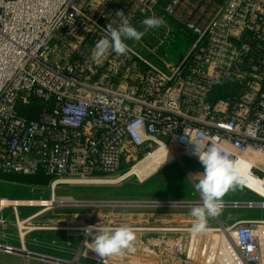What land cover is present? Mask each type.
Here are the masks:
<instances>
[{"label":"built area","instance_id":"built-area-1","mask_svg":"<svg viewBox=\"0 0 264 264\" xmlns=\"http://www.w3.org/2000/svg\"><path fill=\"white\" fill-rule=\"evenodd\" d=\"M117 11L136 27L148 16L163 17L165 34L154 44L127 41L129 54L95 60L105 26L120 22ZM166 21L190 37L176 62L151 48L173 31ZM213 143L249 165L264 186V0H0V176H43L49 190L40 210L24 219V207H8L12 219L1 217L0 228L14 227L18 246L0 244L1 253L19 256L29 236L62 233L71 261L28 251L35 259L24 264H145L167 255L166 264H204L191 258L197 244L191 226L146 211L188 209L202 200H93L58 192L122 182L158 149L201 165L195 147L203 152ZM58 209L85 213L74 222L38 220ZM224 209L264 211V197L223 202ZM214 221L204 233L218 236V246L206 252L213 260L205 264H264V219ZM92 225L131 226L135 250L102 260L84 233ZM50 246L57 252V240Z\"/></svg>","mask_w":264,"mask_h":264},{"label":"rangeland","instance_id":"rangeland-1","mask_svg":"<svg viewBox=\"0 0 264 264\" xmlns=\"http://www.w3.org/2000/svg\"><path fill=\"white\" fill-rule=\"evenodd\" d=\"M162 30L160 31V33ZM164 32V31H163ZM162 32V36H163ZM151 31L149 30L145 36L142 37V43L154 44L153 40L155 37L151 36ZM159 40H162L161 34H159ZM179 47H171V57H174L176 54H179L183 49H186L185 44H188V41L185 39L180 42ZM154 46V47H153ZM170 45H165L158 43V45H151V48L160 55L163 52L164 48L168 49ZM140 47V45H139ZM143 49V47H140ZM150 48V50H151ZM175 48H178L177 50ZM173 49V51H172ZM181 163H173L162 170L152 174L147 180H140L136 176H128L130 178L118 182L116 184H106V185H94V186H80V187H71L66 188L65 190H60L59 195H69L78 199H93V200H178V201H190L195 203H200L201 197L199 192L195 188V184L199 182L202 178V175H198V178L193 180L194 177L191 176V172L200 171L203 173V166L196 163L190 158H183L180 160ZM189 174L190 180L187 176ZM139 180H138V179ZM114 179V178H112ZM37 180H41L40 178ZM43 180V178H42ZM189 190L192 191V195L189 196ZM48 186L47 182L41 184H24V183H15L3 181L0 179V201L9 200V201H25V202H40L48 197ZM260 196H257L251 192L248 188L237 186L234 190H229L223 197V202H232V201H248V200H257ZM189 199V200H188ZM38 207V206H37ZM192 208L188 209H154L146 210L147 212L158 211L161 213L163 210L169 213H178L182 216L179 217L180 224L192 226L194 222V217L190 215ZM40 208H21L19 210V215L21 218H26L34 213H37ZM84 211L77 209H58L53 214H44L38 218L39 221L43 222H74L77 219L81 218ZM184 214V215H183ZM158 215V214H157ZM5 218L6 220L12 219V211L10 208L4 209L0 212V218ZM218 217L222 220L226 218H236V219H264V211L260 210H251L246 209H224L221 211V214ZM167 218V217H166ZM157 220V219H156ZM216 222L214 218H210L208 221V226H215ZM15 235V244L17 246L18 240L16 235V229L11 226H6V228H0V244H8V240L4 237L8 235ZM57 234V235H55ZM5 235V236H4ZM190 237L197 243L195 248V255L191 256L194 262L196 263H212V256L208 258L206 252L210 251L213 248L218 246V236L211 233H200L193 234ZM62 238V239H61ZM59 239V240H58ZM57 240L58 249L56 251H50L49 248L51 241ZM72 240V239H71ZM207 240V242H206ZM12 242V243H13ZM66 236L62 233H43L38 232L29 236L26 239V252H38V253H50L51 257L61 258L71 261L74 257L72 253H65L63 250L66 248ZM210 244V247H209ZM211 248V249H209ZM21 250V249H20ZM23 255L19 256H7L0 252V264H24ZM170 256H159L157 260L150 262V257L147 261L144 260L145 264H166L165 260L170 259ZM35 259V258H31ZM179 260V259H178ZM30 264H40L35 261H30ZM174 264H180V260L176 261Z\"/></svg>","mask_w":264,"mask_h":264},{"label":"clouds","instance_id":"clouds-1","mask_svg":"<svg viewBox=\"0 0 264 264\" xmlns=\"http://www.w3.org/2000/svg\"><path fill=\"white\" fill-rule=\"evenodd\" d=\"M116 13L120 22L116 26L111 22L105 26V36L98 40L93 48L95 60H100L109 52L117 56L129 54L132 49L127 41L139 42L149 29L159 28L165 23L163 17L148 16L140 21L144 29L141 31L130 23L123 11ZM190 143H192L191 140ZM193 155L198 157L204 169L202 178L195 184L202 203L194 206L190 211V215L195 218L190 231L200 234L207 231L210 218L221 214L225 194L237 186H244L245 177L241 173V168L250 166L244 161L232 159L227 150L216 143L203 152L198 151L196 146ZM84 233L86 236H93L90 249L102 260L120 255L125 250H135L136 233L131 226L122 225L111 228L92 225L85 228Z\"/></svg>","mask_w":264,"mask_h":264},{"label":"bare ground","instance_id":"bare-ground-1","mask_svg":"<svg viewBox=\"0 0 264 264\" xmlns=\"http://www.w3.org/2000/svg\"><path fill=\"white\" fill-rule=\"evenodd\" d=\"M189 154V152H188ZM178 152H171L167 149H158L157 151L154 152V154L141 162L139 165L135 166L125 177L128 176H136L140 180H145L149 176H151L153 173L158 171L160 168L170 165L172 162H177L179 163L181 158H178ZM249 166V165H248ZM249 167H242L241 168V173L245 177V184H249L251 188L249 190L256 194L257 196L264 197V186H262L261 180H257L256 178L252 177L249 174ZM41 200L40 202H25V201H9V200H3L0 201V209L3 208H8L11 206H21V207H41L43 206V203ZM22 232V231H21ZM212 234V233H211ZM22 239H23V234H22ZM207 242V240H206ZM220 243L222 246L220 247L221 250H225V244L223 243V239H220ZM210 247V244H209ZM213 248V247H212ZM211 249V248H210ZM212 250V249H211ZM212 252V251H211ZM29 253L26 252L25 248H22L19 251V255H23L26 261H28L31 258H34L31 256ZM212 256V254H211Z\"/></svg>","mask_w":264,"mask_h":264},{"label":"trees","instance_id":"trees-1","mask_svg":"<svg viewBox=\"0 0 264 264\" xmlns=\"http://www.w3.org/2000/svg\"><path fill=\"white\" fill-rule=\"evenodd\" d=\"M171 28L173 29V31L169 34L168 38H166V43L165 45H170L168 51L167 48L163 49V52H161V56L164 57L165 59H167L168 61L171 62H176L177 60H179L181 58V56L183 55L184 51L186 49H183L179 54H176L174 57H171V47H179L181 46L182 43H178L179 40L180 42H182L184 39L185 41H188V44L190 42V37L189 35L179 26H175L173 25V23L171 21H166ZM139 30L142 29V27H137ZM162 30L163 32V36L165 34V30L162 27H159L156 29V31H154V37H156V39H153L151 41H153L154 43H156V41L159 39L160 35L162 36V32L160 33V31ZM162 36V37H163ZM188 44H185V47L188 46ZM187 48V47H186ZM176 50L178 48H175ZM173 51V49H172ZM41 179V180H37V179ZM43 178V180H42ZM0 179H2L3 181H8V182H15V183H24V184H41V183H45L47 182V180L43 177V176H37V177H24V176H0Z\"/></svg>","mask_w":264,"mask_h":264},{"label":"crops","instance_id":"crops-1","mask_svg":"<svg viewBox=\"0 0 264 264\" xmlns=\"http://www.w3.org/2000/svg\"><path fill=\"white\" fill-rule=\"evenodd\" d=\"M181 162V161H180ZM174 162H172L171 164H173ZM175 163H177V162H175ZM166 166H168V165H166ZM166 166H164V167H162V168H160L159 170H161V169H163V168H165ZM158 170V171H159ZM153 174H155V173H153ZM191 176H193L194 177V179L193 180H195V179H197L198 178V175L200 176V175H202L201 173H200V171H193V172H191V174H190ZM187 176H188V178H189V174H187ZM150 177V176H149ZM148 177V178H149ZM147 178V179H148ZM147 179H145V180H147ZM189 181L191 182V183H193L192 182V180H190V178H189ZM244 187L245 188H251L250 187V185L249 184H244ZM198 192V191H197ZM193 193H192V191H190L189 190V196L188 197H190L191 195H192ZM189 200V199H188ZM174 201H178V200H174ZM184 215V214H183ZM150 217H152V219H158V220H167V221H173V222H178L179 221V217L180 216H182V213L181 214H178V213H169V212H167V213H159L158 215H157V212H153L152 214H150L149 215ZM167 217V218H166ZM243 219H245V218H243ZM10 221V220H9ZM12 227V226H11ZM14 228V227H13ZM8 235V234H7ZM55 235H57V234H55ZM5 236V235H4ZM14 236L15 235H12V236H10V235H8V237H4L5 239H7L8 240V243L10 244V245H13V244H15V242H13V241H15V238H14ZM62 239V238H61ZM59 240V239H58ZM13 242V243H12ZM71 242H72V247H75L76 246V242L74 241V239H72L71 240ZM17 246H18V244H17ZM54 248H53V246H51L50 248H49V250L50 251H52ZM48 254H50V253H48Z\"/></svg>","mask_w":264,"mask_h":264}]
</instances>
